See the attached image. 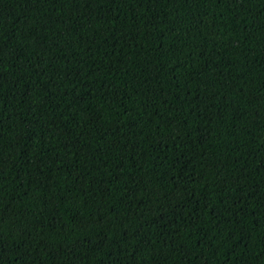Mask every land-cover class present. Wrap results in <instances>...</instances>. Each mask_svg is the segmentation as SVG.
Instances as JSON below:
<instances>
[{"label":"trees","instance_id":"1","mask_svg":"<svg viewBox=\"0 0 264 264\" xmlns=\"http://www.w3.org/2000/svg\"><path fill=\"white\" fill-rule=\"evenodd\" d=\"M0 264H264V0H0Z\"/></svg>","mask_w":264,"mask_h":264}]
</instances>
